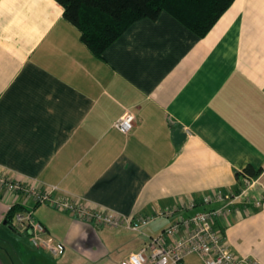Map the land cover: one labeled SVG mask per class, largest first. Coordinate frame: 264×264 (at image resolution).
Segmentation results:
<instances>
[{
  "label": "crops",
  "instance_id": "0c3cea01",
  "mask_svg": "<svg viewBox=\"0 0 264 264\" xmlns=\"http://www.w3.org/2000/svg\"><path fill=\"white\" fill-rule=\"evenodd\" d=\"M125 109L136 119L128 134L112 126ZM3 169L122 217L180 210L133 232L0 189V264H121L181 215L221 205L183 210L191 198L240 188L261 205L238 203L215 226L233 252L264 264V0H233L202 37L165 11L139 19L100 58L55 0H0ZM14 203L61 253L10 235ZM182 264L203 262L189 254Z\"/></svg>",
  "mask_w": 264,
  "mask_h": 264
},
{
  "label": "built area",
  "instance_id": "2783aa9c",
  "mask_svg": "<svg viewBox=\"0 0 264 264\" xmlns=\"http://www.w3.org/2000/svg\"><path fill=\"white\" fill-rule=\"evenodd\" d=\"M135 115L125 109L113 127L123 134H128L135 126ZM245 183L249 178L244 175ZM0 189L15 197H32L36 204L49 203L71 213L76 219L96 226H123L133 232H141L142 228L157 217H172L180 209L178 206L165 209L154 215H138L122 217L113 211L102 210L96 206L76 201L66 196L54 198L52 194L56 186L41 189L30 180L15 177L9 170H0ZM221 205L196 211L190 216L181 215L156 236L148 238L136 251L128 253L121 264H182L189 254L198 255L203 264H262L254 256H243L233 252L224 234L215 226L217 218L226 216L237 210L238 203L252 204L259 207L262 199L251 201L245 189L236 191L217 190L204 195L197 203L191 198L181 207L183 210L193 209L196 204ZM15 226L27 234L31 245L52 255L61 253L63 243L49 234L47 228L33 216L31 210H22L14 216Z\"/></svg>",
  "mask_w": 264,
  "mask_h": 264
},
{
  "label": "trees",
  "instance_id": "16d2710c",
  "mask_svg": "<svg viewBox=\"0 0 264 264\" xmlns=\"http://www.w3.org/2000/svg\"><path fill=\"white\" fill-rule=\"evenodd\" d=\"M55 1L63 8L64 18L79 30L81 41L94 56L99 58L131 23L139 19H155L165 11L197 36L202 37L233 2V0ZM244 170L249 177H256L261 172V169L254 170L251 166H247ZM22 210L27 209L18 203L12 204L5 214L4 221L18 231L16 236L23 234L27 237V234L14 224L15 214ZM6 229L15 236V233L7 227Z\"/></svg>",
  "mask_w": 264,
  "mask_h": 264
},
{
  "label": "water",
  "instance_id": "95a60500",
  "mask_svg": "<svg viewBox=\"0 0 264 264\" xmlns=\"http://www.w3.org/2000/svg\"><path fill=\"white\" fill-rule=\"evenodd\" d=\"M3 224L6 225V227L13 233L18 234V231L11 225V224H6V221H3Z\"/></svg>",
  "mask_w": 264,
  "mask_h": 264
},
{
  "label": "rangeland",
  "instance_id": "374dc122",
  "mask_svg": "<svg viewBox=\"0 0 264 264\" xmlns=\"http://www.w3.org/2000/svg\"><path fill=\"white\" fill-rule=\"evenodd\" d=\"M9 233H10V232H9ZM10 235H11V234H10ZM11 236H12V235H11ZM13 236H14V235H13ZM13 236H12V237H13ZM24 236H25V235H23V234H22L21 236H16V235H15V237H24Z\"/></svg>",
  "mask_w": 264,
  "mask_h": 264
}]
</instances>
